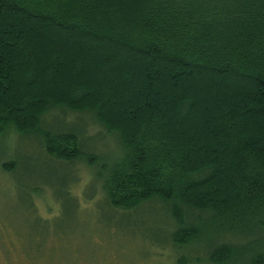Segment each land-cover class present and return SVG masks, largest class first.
Instances as JSON below:
<instances>
[{
	"label": "trees",
	"instance_id": "trees-1",
	"mask_svg": "<svg viewBox=\"0 0 264 264\" xmlns=\"http://www.w3.org/2000/svg\"><path fill=\"white\" fill-rule=\"evenodd\" d=\"M56 110L92 115L115 157L82 120L44 127ZM12 130L95 169L111 208L157 202L175 264H264V0H0Z\"/></svg>",
	"mask_w": 264,
	"mask_h": 264
},
{
	"label": "rangeland",
	"instance_id": "rangeland-1",
	"mask_svg": "<svg viewBox=\"0 0 264 264\" xmlns=\"http://www.w3.org/2000/svg\"><path fill=\"white\" fill-rule=\"evenodd\" d=\"M51 113L44 127L80 131L82 120L100 157H115L116 139L92 115ZM19 136L0 135V264H175L157 202L111 208L95 169L51 159L33 136ZM3 163L13 170L5 172Z\"/></svg>",
	"mask_w": 264,
	"mask_h": 264
}]
</instances>
